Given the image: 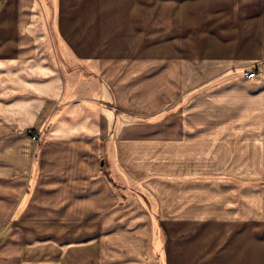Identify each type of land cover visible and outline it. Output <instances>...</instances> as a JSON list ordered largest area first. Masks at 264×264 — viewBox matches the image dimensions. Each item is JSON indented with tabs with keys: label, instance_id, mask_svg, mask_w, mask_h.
I'll list each match as a JSON object with an SVG mask.
<instances>
[{
	"label": "crops",
	"instance_id": "crops-1",
	"mask_svg": "<svg viewBox=\"0 0 264 264\" xmlns=\"http://www.w3.org/2000/svg\"><path fill=\"white\" fill-rule=\"evenodd\" d=\"M48 1L0 0V66L53 52L96 74L50 70L48 94L0 118V229L24 225L0 264H23L30 225L84 222L101 264H264V0ZM117 177L139 198L118 206Z\"/></svg>",
	"mask_w": 264,
	"mask_h": 264
},
{
	"label": "rangeland",
	"instance_id": "rangeland-1",
	"mask_svg": "<svg viewBox=\"0 0 264 264\" xmlns=\"http://www.w3.org/2000/svg\"><path fill=\"white\" fill-rule=\"evenodd\" d=\"M52 3V0L48 1V5ZM43 4L47 5L45 1H43ZM54 37L56 41L55 45L58 44L59 46L60 43L58 39L56 36ZM58 46H56L57 53L58 56H61L62 52L64 53L66 49L61 46V52V50L58 49ZM203 49L205 50L204 47ZM144 50L145 52L151 53L150 50L156 51L157 49L152 48ZM179 50L181 51L182 58L188 59L189 57H193L189 55V52L192 54L193 49L188 46V42H186L185 47H181ZM211 50L213 49L209 48L208 51ZM39 54L42 55L44 52L38 50V55ZM69 56L72 57V54L69 53ZM55 57L56 54L52 52L53 63H13L8 66H0V118L6 117L7 115L19 117L18 114L22 113L24 108L28 107L29 104L37 102L40 98H43L44 95L48 94L51 90V86L49 85L51 83L49 79L50 70L54 75L52 77H64L63 82L67 80L73 82L79 77L80 74H78L75 69L77 66L79 69L84 68L86 76L96 74V65L89 66L82 65L81 63H77V65L60 64L57 61V63L55 62ZM72 59L74 60L73 57ZM204 66V64L196 65L197 68ZM209 66L211 65L209 64ZM247 69L255 68L252 67ZM182 70L183 73L193 72L194 65L182 63L181 71ZM59 83H62L61 79L59 80ZM60 87H62V85H60ZM30 129L32 128L27 127L18 130L28 133ZM116 191L118 197L117 205L123 206L130 203L133 198H139L138 195H141L140 192H142V188L135 182L129 183L126 180L117 177ZM145 193L146 192H144V194ZM14 226L24 225H18L12 222L6 223L4 228L0 229V243ZM27 226L28 225H25V227ZM30 226H33L32 232L30 229L27 233L23 234V237L26 238V241L28 240L29 243H27L28 247H24L25 252L20 255L19 259L21 260V263H42L46 258H51V261L54 262V264H101L100 258L93 252L94 246L100 242L102 236L103 228L101 225L96 223L93 224L91 222L73 225L69 224L68 233L66 231L67 228L61 230L58 225V227L53 226V233L51 235L49 233L50 231H46V233L44 232L43 226ZM44 247H46V249H44ZM45 253H48L46 258Z\"/></svg>",
	"mask_w": 264,
	"mask_h": 264
},
{
	"label": "built area",
	"instance_id": "built-area-1",
	"mask_svg": "<svg viewBox=\"0 0 264 264\" xmlns=\"http://www.w3.org/2000/svg\"><path fill=\"white\" fill-rule=\"evenodd\" d=\"M243 75L246 78H254L257 75L256 69H246L243 71ZM30 135L33 137L34 140L38 141L41 139V131L38 129H30L29 132Z\"/></svg>",
	"mask_w": 264,
	"mask_h": 264
}]
</instances>
